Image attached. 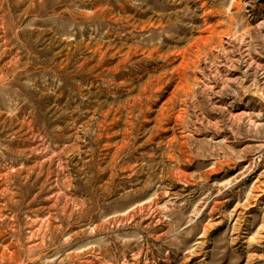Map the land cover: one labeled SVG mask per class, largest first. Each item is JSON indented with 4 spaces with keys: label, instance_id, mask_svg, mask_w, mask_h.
Wrapping results in <instances>:
<instances>
[{
    "label": "rangeland",
    "instance_id": "1",
    "mask_svg": "<svg viewBox=\"0 0 264 264\" xmlns=\"http://www.w3.org/2000/svg\"><path fill=\"white\" fill-rule=\"evenodd\" d=\"M0 264H264V0H0Z\"/></svg>",
    "mask_w": 264,
    "mask_h": 264
}]
</instances>
